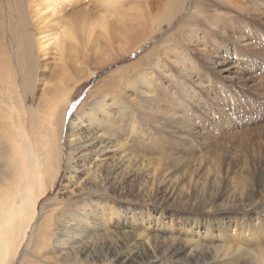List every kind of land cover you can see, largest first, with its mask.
Returning a JSON list of instances; mask_svg holds the SVG:
<instances>
[{
    "label": "rangeland",
    "instance_id": "rangeland-1",
    "mask_svg": "<svg viewBox=\"0 0 264 264\" xmlns=\"http://www.w3.org/2000/svg\"><path fill=\"white\" fill-rule=\"evenodd\" d=\"M119 1L106 12L101 0H77L59 24L116 23L159 2ZM184 7L136 50L145 29L110 50L102 40L67 48L65 77L52 46L34 52L25 106L40 109L60 81L66 89L58 175L12 264L37 263L34 255L47 264H253L264 252V0ZM3 154L0 145V169ZM61 215L82 229L62 238ZM47 227L48 247L36 250Z\"/></svg>",
    "mask_w": 264,
    "mask_h": 264
},
{
    "label": "bare ground",
    "instance_id": "bare-ground-1",
    "mask_svg": "<svg viewBox=\"0 0 264 264\" xmlns=\"http://www.w3.org/2000/svg\"><path fill=\"white\" fill-rule=\"evenodd\" d=\"M23 1L25 0H0V145L4 150L0 169V264H12L17 259L36 222L39 201L52 187L58 175L56 136L66 96V93H62L66 89L63 90L64 84L60 81L52 90L48 89L50 96L48 94V97L39 102L40 109L25 106L21 97L37 76L34 52L45 57L48 46H52L59 55L60 65L55 71L60 73V77H65L67 69L63 55L67 48L72 50L83 44L82 47L87 50L92 42L91 46L95 45L97 49L96 45L102 40L105 48L110 50L114 42L126 44L131 28L146 30L150 25L138 37L139 43L133 47L136 50L154 37L161 25H170L184 11L186 3V0H159L155 6L146 5L134 18H121L116 23H110L107 16L102 15L93 21L87 18L89 23L82 22L79 29H75L70 23L61 26L59 20L77 0H26L27 17L34 29L32 35L28 31L26 18L21 13ZM101 1L106 12L120 9L119 0ZM52 21L54 26H60L50 33L48 28ZM120 49L124 51L123 48ZM130 50L125 53L131 55L133 50ZM108 62L104 66H108ZM137 63L138 61L135 63L136 67ZM90 73L87 76H91L93 72ZM77 221L79 220L74 217L63 216L61 224H58V234L64 238L70 232L82 229L80 225H84V222L76 223ZM49 227L40 231L36 250L44 251L48 247L44 240L54 234L53 231L47 233ZM60 250L65 249L60 247ZM34 257L38 262L33 264H47L41 260L46 259L42 255ZM253 264H264V252L255 257Z\"/></svg>",
    "mask_w": 264,
    "mask_h": 264
}]
</instances>
